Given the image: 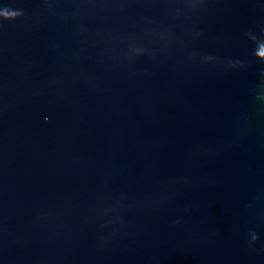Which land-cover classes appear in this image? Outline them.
Instances as JSON below:
<instances>
[{
    "label": "water",
    "instance_id": "95a60500",
    "mask_svg": "<svg viewBox=\"0 0 264 264\" xmlns=\"http://www.w3.org/2000/svg\"><path fill=\"white\" fill-rule=\"evenodd\" d=\"M0 264H264V0H0Z\"/></svg>",
    "mask_w": 264,
    "mask_h": 264
}]
</instances>
